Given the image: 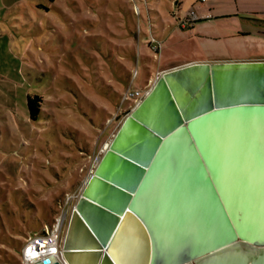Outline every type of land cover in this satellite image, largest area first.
Listing matches in <instances>:
<instances>
[{
	"label": "rangeland",
	"instance_id": "374dc122",
	"mask_svg": "<svg viewBox=\"0 0 264 264\" xmlns=\"http://www.w3.org/2000/svg\"><path fill=\"white\" fill-rule=\"evenodd\" d=\"M193 10L201 19L182 28ZM253 57H264V0H0V264H22L26 238L82 190L135 107L122 101L129 86Z\"/></svg>",
	"mask_w": 264,
	"mask_h": 264
},
{
	"label": "water",
	"instance_id": "95a60500",
	"mask_svg": "<svg viewBox=\"0 0 264 264\" xmlns=\"http://www.w3.org/2000/svg\"><path fill=\"white\" fill-rule=\"evenodd\" d=\"M34 264H264V60L163 71Z\"/></svg>",
	"mask_w": 264,
	"mask_h": 264
},
{
	"label": "built area",
	"instance_id": "2783aa9c",
	"mask_svg": "<svg viewBox=\"0 0 264 264\" xmlns=\"http://www.w3.org/2000/svg\"><path fill=\"white\" fill-rule=\"evenodd\" d=\"M199 19L201 18L193 10L188 14L186 19L180 22V26L186 29L188 27H191L193 23ZM156 42L158 44L154 47V49L156 51H161V41H158L156 39ZM135 76L136 73L134 74L133 78ZM149 85L150 84L148 83L144 89L133 88L129 86L122 96L123 103H131L136 107L137 104L145 96V94L149 91L146 90ZM80 194L81 191L77 193L67 194L60 204V213L58 217L55 218V221L50 225H46L43 228L42 232L36 234L33 233L26 238L21 251L22 264H34L47 258H55L56 260L62 261V243L65 235L66 226L71 211L75 205L74 202L76 203V201L80 197Z\"/></svg>",
	"mask_w": 264,
	"mask_h": 264
},
{
	"label": "trees",
	"instance_id": "16d2710c",
	"mask_svg": "<svg viewBox=\"0 0 264 264\" xmlns=\"http://www.w3.org/2000/svg\"><path fill=\"white\" fill-rule=\"evenodd\" d=\"M49 1L54 2L55 0ZM43 101V97L39 94L27 96L28 112L32 120H37L40 115Z\"/></svg>",
	"mask_w": 264,
	"mask_h": 264
},
{
	"label": "flooded vegetation",
	"instance_id": "af4514ba",
	"mask_svg": "<svg viewBox=\"0 0 264 264\" xmlns=\"http://www.w3.org/2000/svg\"><path fill=\"white\" fill-rule=\"evenodd\" d=\"M231 60H264V57H253V58H245V59H231Z\"/></svg>",
	"mask_w": 264,
	"mask_h": 264
},
{
	"label": "bare ground",
	"instance_id": "6f19581e",
	"mask_svg": "<svg viewBox=\"0 0 264 264\" xmlns=\"http://www.w3.org/2000/svg\"><path fill=\"white\" fill-rule=\"evenodd\" d=\"M107 146V145H106Z\"/></svg>",
	"mask_w": 264,
	"mask_h": 264
}]
</instances>
